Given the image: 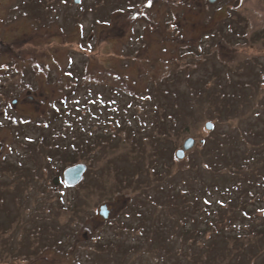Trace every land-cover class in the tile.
<instances>
[{"label": "rangeland", "instance_id": "1", "mask_svg": "<svg viewBox=\"0 0 264 264\" xmlns=\"http://www.w3.org/2000/svg\"><path fill=\"white\" fill-rule=\"evenodd\" d=\"M154 2L0 0V264H264V0L204 3L180 29L190 9ZM35 93L51 116L11 107ZM201 212L247 233L223 263L210 231H152ZM142 229L136 252L107 244Z\"/></svg>", "mask_w": 264, "mask_h": 264}, {"label": "trees", "instance_id": "2", "mask_svg": "<svg viewBox=\"0 0 264 264\" xmlns=\"http://www.w3.org/2000/svg\"><path fill=\"white\" fill-rule=\"evenodd\" d=\"M191 52V51H190ZM192 53V52H191ZM82 144V143H81ZM83 149V148H82ZM226 170L228 169V168H225ZM176 194H178V193H176ZM196 198V197H195ZM196 199H198V197L196 198ZM203 200H205V201H203ZM202 201L203 202H205V203H207V202H209L208 200H206V199H203ZM197 206H198V203H197ZM199 209V208H198ZM198 211V210H197ZM139 212V216H141L142 217V223H144L145 224V217H144V211H142V210H139L138 211ZM199 212V211H198ZM208 212V211H207ZM200 213V212H199ZM209 214V216H211V214H210V212L208 213ZM203 216V213L201 212V215H200V218H202V220L203 221H205V223L206 224H201L200 226H199V224H197V225H195L194 227H190V226H188L187 227V224H186V221L187 220H189V217H183V220H182V222H181V226H179V228H178V226H177V224H178V222H179V219H177L176 220V226H172V224L174 223V222H171V225H169L165 230L162 228V227H158L157 225L156 226H154V229L152 230L153 231V233L154 234H156V236H158L157 237V240L158 241H160L161 242V239H162V237H164V238H166L170 233H173V232H175V230H180V229H182V231L184 232L183 234H190V236H192V237H194V236H196V238H198V239H201L203 236H205L209 231H210V233H211V235L209 236L210 238H209V240H211V244L213 243V242H215V243H219V242H221V244H225V242H224V240L226 239V238H229V239H231V238H235V236L237 237V238H241V237H244L245 236V234L247 235V233H242V232H238V234H236V233H234V232H231V231H229V232H225V231H223L222 230V228H219L217 225V223L219 222L218 221V219H219V217H217L218 215L216 214V215H214V217L213 218H210V219H207L206 217L205 218H203L202 217ZM181 218H182V216H181ZM199 219V218H198ZM181 221V220H180ZM230 224V223H229ZM160 225L162 226L163 225V223H160ZM203 225V226H202ZM233 225H235V224H233ZM142 227V225H138V226H135L134 225V227H133V229H140ZM187 227V228H186ZM183 228H185V229H183ZM143 230V229H142ZM237 231H239V230H237ZM231 233H234V234H231ZM263 234L264 233V226L262 227V226H260V228H258L257 229V231L256 230H252L251 232H250V234ZM249 234V235H250ZM141 236H142V238H138L137 240H132V241H127V240H119V239H117V240H115V241H112V240H110V242H107V244H109V245H113V246H115L116 248H114L115 250H119L120 251V249H127L128 251L129 250H132V252H136V251H138L139 249H141L142 248V246L143 245H145L148 241H150L151 239H148V232H144V230H143V232H142V234H141ZM143 236L145 237V238H143ZM196 238L195 239H192V246H193V243H196V241H199L198 239L196 240ZM203 239V238H202ZM224 239V240H223ZM145 240V244H143V241ZM103 240H98V242L100 243V245H103V244H105V242L103 243L102 242ZM203 244H204V241H203ZM109 245H107V246H109ZM227 245L225 244L224 245V247H220V249L222 248V249H224V251H221V250H218L216 253H215V255H217V259L220 261V259H221V263H223L224 262V259H225V252L226 251H228L226 248ZM191 249V248H190ZM123 251H125V250H123ZM192 252V251H191ZM190 252V253H191ZM221 254H223V255H221ZM173 255H175L174 253H173ZM202 260H204L203 259V257H201L200 258V260L199 261H201V264H207L206 262H204V261H202ZM192 261L194 262V259H192ZM191 264H193L192 262H190ZM142 264H144V263H142ZM199 264H200V262H199Z\"/></svg>", "mask_w": 264, "mask_h": 264}, {"label": "flooded vegetation", "instance_id": "3", "mask_svg": "<svg viewBox=\"0 0 264 264\" xmlns=\"http://www.w3.org/2000/svg\"><path fill=\"white\" fill-rule=\"evenodd\" d=\"M117 1V6H119V1L120 0H116ZM129 1V0H128ZM176 1H178V3H181V5L180 6H177V8H179V7H181V8H183V7H185V6H187L189 9H190V11H188L187 13H182L180 10H172V11H174L173 13H172V11H170V13H172L173 15H172V18L171 19H168L165 23H166V25L168 26H171V27H173V26H175V28L176 29H180L182 26H183V22H184V24L185 25H188L189 23H190V16H195V15H197V13L199 14L200 12H201V10H203V9H201V7H202V5L205 3V5L206 6H213L215 3H210L209 2V0H203V1H201V0H176ZM153 3H155L154 2V0H153ZM164 3V2H163ZM162 3V4H163ZM116 5V4H115ZM129 9V11L130 12H132V9H130V6L128 7ZM197 9V13L194 11V9ZM177 11V12H176ZM142 14H144L143 12H142ZM145 15V14H144ZM169 15V14H168ZM146 16V15H145ZM115 17V16H114ZM146 19H148V16H147V18ZM173 19V20H172ZM34 22V21H33ZM34 25H36L37 26V21H36V23H34L33 24V26L32 27H34ZM170 30V29H169ZM178 32V31H177ZM167 35H168V33H167ZM172 36V38L171 39H176L177 40V44L178 43H181L180 41V37L179 36H174L173 37V35H171ZM169 37V36H168ZM167 43V42H166ZM165 43V44H166ZM17 61V60H16ZM22 76H23V73H22ZM30 91L31 90H28V93H30ZM36 97H38L37 99H36ZM41 97V95L39 96V95H37L36 93H35V95L32 97V95L30 96V95H28L27 96V98L26 99H24V101H22V103H20V101L19 100H17V99H13L12 100V102H11V107L12 108H17V107H19V105L20 104H24V105H27V104H31V105H33L34 107H36V106H38V108L41 106V103L46 107L45 108V111H44V114H45V116L44 117H49V116H51V112H50V110H51V107H49L50 106V98L51 97H49V95L47 96V99H42V98H40ZM40 105V106H39ZM49 105V106H48ZM9 107V106H8ZM7 106H6V108H8ZM8 109H11L10 107L8 108ZM7 109V110H8ZM37 110V109H36ZM12 112H13V110H12ZM10 117H11V115H10ZM12 119H14V118H10V120H12ZM15 120V119H14ZM14 123H18L17 121L16 122H14Z\"/></svg>", "mask_w": 264, "mask_h": 264}, {"label": "water", "instance_id": "4", "mask_svg": "<svg viewBox=\"0 0 264 264\" xmlns=\"http://www.w3.org/2000/svg\"><path fill=\"white\" fill-rule=\"evenodd\" d=\"M216 1L217 0H209L210 3H215ZM211 127H212L211 124H207V128L208 129H210ZM177 156H178V158H182L183 152L182 151H178L177 152ZM84 171H85V166L81 165V164L67 169L65 174H64L65 181L69 185H74V184L78 183L79 180L81 179ZM109 212L110 211H109L107 205H102L100 207V215L102 217L108 218Z\"/></svg>", "mask_w": 264, "mask_h": 264}]
</instances>
